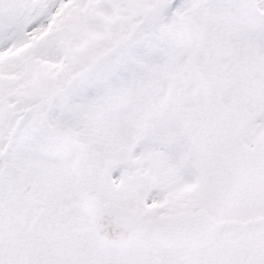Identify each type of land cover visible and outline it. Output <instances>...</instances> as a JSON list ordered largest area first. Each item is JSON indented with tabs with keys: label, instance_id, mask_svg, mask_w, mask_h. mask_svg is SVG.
Returning <instances> with one entry per match:
<instances>
[{
	"label": "snow or ice",
	"instance_id": "6c2138e0",
	"mask_svg": "<svg viewBox=\"0 0 264 264\" xmlns=\"http://www.w3.org/2000/svg\"><path fill=\"white\" fill-rule=\"evenodd\" d=\"M0 264H264V0H0Z\"/></svg>",
	"mask_w": 264,
	"mask_h": 264
}]
</instances>
